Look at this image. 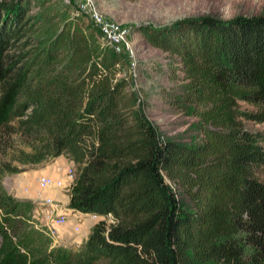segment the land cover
Masks as SVG:
<instances>
[{
	"label": "trees",
	"instance_id": "trees-1",
	"mask_svg": "<svg viewBox=\"0 0 264 264\" xmlns=\"http://www.w3.org/2000/svg\"><path fill=\"white\" fill-rule=\"evenodd\" d=\"M39 10L28 15L34 9ZM183 73L197 143L163 138L122 74L128 57L85 13L0 1V264H264V16L145 26ZM18 47V49H15ZM16 50L15 52H13ZM66 154L80 165L70 208L113 215L81 248L53 245L4 174Z\"/></svg>",
	"mask_w": 264,
	"mask_h": 264
},
{
	"label": "rangeland",
	"instance_id": "rangeland-1",
	"mask_svg": "<svg viewBox=\"0 0 264 264\" xmlns=\"http://www.w3.org/2000/svg\"><path fill=\"white\" fill-rule=\"evenodd\" d=\"M0 1L11 2L12 0ZM23 1L25 0H16V3L21 5ZM85 1L48 0V4L56 9L63 8L67 4L78 11ZM90 2L107 19L117 21L129 29L128 39L133 46L135 66H132V60L129 58L126 70L119 76H125L130 80L131 88L140 97L144 113L157 128L161 137L188 143L199 142L202 121L187 109L183 101L186 83L183 80V73L177 69V62L171 54L155 47L146 39L142 28L145 26H168L180 19L209 15L220 18L238 15L264 16V0H90ZM38 10L34 6L28 15H32ZM251 108L247 103L236 100L228 108L229 119L237 126L253 131H264V123L246 120L238 113L239 110ZM47 166L51 167L44 170ZM47 166L45 165L43 168L41 165L22 166L17 172L4 174L1 179L2 186L14 201H28L34 205L35 209L32 215L39 223L38 225L44 223L41 220L44 217L42 208L48 207L42 202L43 199H53L55 208L50 210L53 216L67 212L65 208L70 207L71 192L77 187L80 174V165L66 154L57 157ZM70 170L74 174L72 179L69 177ZM53 173L59 175L56 176ZM247 174L256 176L264 182V167L250 168ZM42 176L63 180V187L61 189L41 188L40 178ZM36 207H39L38 211ZM71 216L72 214H70ZM82 223H85L87 229H83ZM111 223V220L105 218L92 220L82 213L78 215L77 223L82 224L81 231L76 232L73 228L67 235L64 233L66 238L62 233H59L57 238L52 237L49 232L48 235L55 246L63 245L67 246V249L81 248L94 231L100 228L106 230ZM200 264L223 263L211 261Z\"/></svg>",
	"mask_w": 264,
	"mask_h": 264
},
{
	"label": "built area",
	"instance_id": "built-area-1",
	"mask_svg": "<svg viewBox=\"0 0 264 264\" xmlns=\"http://www.w3.org/2000/svg\"><path fill=\"white\" fill-rule=\"evenodd\" d=\"M79 10L85 13L91 19V21L98 27L104 40L112 47H114V49L117 52L125 54L128 57V59L130 58L132 60L131 62L132 66H135V62L133 61L134 58L133 46L130 43V40L128 39V36L130 35L129 29L125 25L117 21L107 19L93 5H91L90 0H86L84 3H82ZM69 177L71 179L74 178V174L72 173V170H70ZM40 187L41 188L55 187L57 189H61L63 187V180L53 179L52 177L49 176H42L40 178ZM42 202L47 206H49L51 210L52 209L54 210L55 205L52 198L43 199ZM81 213H84L92 220L105 218L113 221L112 214L102 216L96 213H85V212H81ZM69 215L70 214L67 211L53 217L52 223L48 224V232L52 237L54 236L55 238H57V236H59V232L56 226L64 225L65 223H67ZM74 230L76 232L81 231L80 224L76 225L74 227Z\"/></svg>",
	"mask_w": 264,
	"mask_h": 264
},
{
	"label": "crops",
	"instance_id": "crops-1",
	"mask_svg": "<svg viewBox=\"0 0 264 264\" xmlns=\"http://www.w3.org/2000/svg\"><path fill=\"white\" fill-rule=\"evenodd\" d=\"M49 167H51V166H47V168H44V170L48 169ZM46 172H50V171L46 170ZM53 174L56 175V176L59 175L58 173H53ZM36 208H37V211H38L39 207H36ZM50 210H51V208L49 206L42 208V211L44 212V217H43V219H41L44 222V223H42L43 225H47L48 226V224L52 223V219H53L54 216L51 214ZM65 210L68 211L69 214H72V216L70 217V215H69L68 221H67L66 224L56 226L57 230H59V233H62L63 236H64V233H65V235H67L69 232H71L73 230L75 225H78L77 224L78 223V215L81 213V211L72 209L70 207L65 208ZM82 224H80V226L82 225V226H84L83 229H87V226H85V223H82Z\"/></svg>",
	"mask_w": 264,
	"mask_h": 264
}]
</instances>
